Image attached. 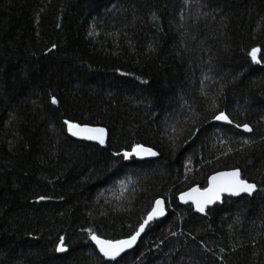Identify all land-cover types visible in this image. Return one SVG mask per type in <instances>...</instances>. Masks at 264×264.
<instances>
[{
  "label": "trees",
  "instance_id": "trees-1",
  "mask_svg": "<svg viewBox=\"0 0 264 264\" xmlns=\"http://www.w3.org/2000/svg\"><path fill=\"white\" fill-rule=\"evenodd\" d=\"M232 169L251 196L178 203ZM158 198L166 216L102 258L91 233L130 236ZM0 264H264V0H0Z\"/></svg>",
  "mask_w": 264,
  "mask_h": 264
},
{
  "label": "snow or ice",
  "instance_id": "snow-or-ice-1",
  "mask_svg": "<svg viewBox=\"0 0 264 264\" xmlns=\"http://www.w3.org/2000/svg\"><path fill=\"white\" fill-rule=\"evenodd\" d=\"M55 47V45H53ZM261 51L258 47H253L249 55L255 63H260V60L257 57V53ZM52 103H57L55 97L52 98ZM215 120H224L231 123L228 116L223 112H220L218 115L213 117ZM68 125V130L73 136H82L89 140H96L100 144H104V129L103 128H90L87 125L81 126L80 124L71 123L65 121ZM241 127V125H237ZM242 127L246 131H250V128L247 124H243ZM119 155V154H117ZM132 155L137 156H155L156 153L151 149L144 147L142 145L134 144L132 145L131 151H124L123 157L128 158ZM210 185L201 191L199 188H193L189 192L182 193L181 199H191L196 205L198 211H204V205L211 203L213 200H218L220 198L221 192H230L233 194H238L241 192L251 194L252 191L256 188V185L249 183L247 180H244L240 177L239 170H233L230 172L218 173L209 178ZM40 199H44L41 197ZM161 201L157 200L155 207L152 208V211L148 213L147 219L144 223L139 225V228L126 239L121 240H104L97 236L95 233H91V239L96 243L99 250L105 257H108L112 260H115L126 248L131 247L140 233L144 230L145 225L157 215L163 214V208L161 207ZM61 243L57 245V251H64L63 237L60 238Z\"/></svg>",
  "mask_w": 264,
  "mask_h": 264
},
{
  "label": "water",
  "instance_id": "water-1",
  "mask_svg": "<svg viewBox=\"0 0 264 264\" xmlns=\"http://www.w3.org/2000/svg\"><path fill=\"white\" fill-rule=\"evenodd\" d=\"M214 121L215 122H219V123H223V124H226V123H228V121H224V120H215L214 119ZM81 126H84V125H81ZM88 126V125H87ZM88 127H90V128H102V127H95V126H88ZM104 129V128H103ZM105 130V129H104ZM241 130L243 131V132H245V133H249L250 131H246L243 127H241ZM67 131H68V134H69V136L70 137H72V138H74L75 140H79V141H85V142H90V143H99L98 141H96V140H89V139H86V138H84V137H82V136H73L72 134H71V132H69V130H68V125H67ZM106 137H107V132H106V130L104 131V141L106 140ZM155 152V151H154ZM156 156V155H155ZM155 156H137V155H132L131 157H133V158H135L136 160H149V159H154L155 158ZM126 160H129L130 159V157H128V158H125ZM233 170H238V169H232V170H224V171H219V172H216V173H213V174H211L209 177H208V179H207V185H206V187L205 188H207V187H209V185H210V180H209V178L210 177H212V176H214V175H216V174H218V173H224V172H230V171H233ZM239 173H240V171H239ZM240 177H241V175H240ZM193 188H199L198 186H194V187H192V188H190V189H188V190H186V191H184V192H182V193H186V192H189L191 189H193ZM205 188H203V189H201V188H199L201 191H203ZM256 191V188L252 191V193L251 194H248V193H244V192H241V193H238V194H233V193H230V192H221L220 193V198L218 199V200H213L211 203H209V204H205L204 205V211L203 212H200V211H198L197 210V208H196V205L193 203V201L191 200V199H187V198H185V199H181V194L182 193H180L178 196H177V200H178V203L180 204V205H183V206H186V205H190L192 208H193V210H194V212L195 213H197V214H199V215H204L205 214V211H206V209L207 208H210V207H212V206H214V205H216V204H220L221 202H222V199H223V197H227V198H238V197H240V196H251L254 192ZM157 200H160L162 203H161V207L163 208V214L162 215H157V216H154L146 225H145V228H144V230L140 233V235L137 237V239H136V241H135V243L131 246V247H129V248H126L116 259H118L120 256H122L123 254H125V253H127V252H129V251H131V250H133L135 247H136V245H137V243L139 242V240H140V238L142 237V235L144 234V232H145V230L147 229V227L152 223V222H154V221H158V220H161V219H163L165 216H166V214H167V212H166V205H165V202H164V200L163 199H161V198H158ZM157 200H155V202L153 203V205H152V207H151V210L149 211V212H151L152 211V208L153 207H155V204H156V201ZM148 212V213H149ZM147 216H148V214L146 215V217H145V219L143 220V222L142 223H144V221L147 219ZM139 228V227H138ZM137 228V229H138ZM127 238V237H126ZM126 238H123V239H126ZM90 239H91V237H90ZM119 240H121V239H119ZM91 242H92V244L94 245V247L96 248V250H97V252L99 253V255L102 257V258H104V259H106V260H112V259H110V258H108V257H105L104 255H103V253H101L100 252V250H99V248H98V246L96 245V243L91 239ZM61 243V242H60ZM59 243V244H60ZM60 254H62V253H64L65 252V250L64 251H58Z\"/></svg>",
  "mask_w": 264,
  "mask_h": 264
}]
</instances>
